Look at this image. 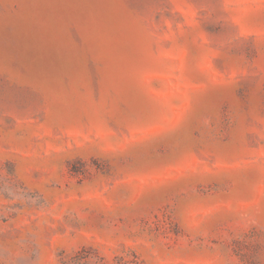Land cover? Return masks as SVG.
<instances>
[{
    "label": "rangeland",
    "instance_id": "obj_1",
    "mask_svg": "<svg viewBox=\"0 0 264 264\" xmlns=\"http://www.w3.org/2000/svg\"><path fill=\"white\" fill-rule=\"evenodd\" d=\"M0 264H264V0H0Z\"/></svg>",
    "mask_w": 264,
    "mask_h": 264
}]
</instances>
